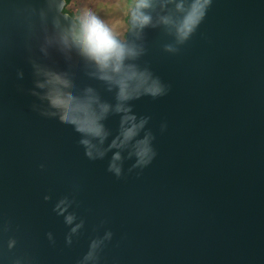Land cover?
<instances>
[{
  "label": "water",
  "instance_id": "obj_1",
  "mask_svg": "<svg viewBox=\"0 0 264 264\" xmlns=\"http://www.w3.org/2000/svg\"><path fill=\"white\" fill-rule=\"evenodd\" d=\"M177 2L158 0L152 24L125 33L142 49L129 62L166 91L124 102L145 123L114 147L131 126L114 110L117 89L45 39L56 16L62 25L72 16L49 0H0V264H81L93 240L103 241L94 264H264V0H211L182 43L160 21L182 17ZM37 67L68 79L66 92L92 88L113 106L102 142L60 118ZM146 135L155 155L139 166Z\"/></svg>",
  "mask_w": 264,
  "mask_h": 264
},
{
  "label": "clouds",
  "instance_id": "obj_2",
  "mask_svg": "<svg viewBox=\"0 0 264 264\" xmlns=\"http://www.w3.org/2000/svg\"><path fill=\"white\" fill-rule=\"evenodd\" d=\"M49 2L61 15L67 7L65 0H49ZM157 4L158 0H125L123 4L115 5L123 9V15L126 17L124 32L138 37L145 27L152 24L153 17L150 10ZM210 4L211 0H188L187 5L185 0H178L175 7L183 12L182 17L175 21L170 16H162L160 21L166 25H172L177 42L182 43L196 30ZM53 30L51 36L45 37L47 43H55L61 50L74 51L94 66L98 79L117 89V103L114 110L125 113L122 124L131 125L123 130V139L119 144L116 140L112 142L111 146L120 147L134 137L145 123L143 119L139 123H134L135 116L128 114L130 109L125 106L124 102L142 94L153 97L163 95L166 91L164 84L147 69H140L134 63L129 62L140 55L142 49L126 39L124 32H118L115 26L106 22L94 10H78L66 25L61 24L58 15L53 19ZM36 71L38 75L44 77L43 80L36 81L37 87L47 89L44 97L53 108L59 110L60 118L73 125L85 137L99 138L102 142L106 132L101 120L112 110L113 106L101 101L92 88H87L81 95L72 94L65 91L69 87V81L63 75L39 67ZM150 139V135H146L135 144L136 164L139 166L150 163L155 155ZM81 143L85 145L86 154L94 158L93 149L96 146L87 138ZM96 154L102 156L103 152L97 150ZM118 160H120V154L116 153L109 166L110 170L117 175L121 171L116 163ZM66 207V200L61 199L56 205L58 214H62ZM73 219L72 215L65 217L66 223L69 224ZM72 231L75 232L76 228ZM110 236V232L105 234V238H110ZM102 242V240L91 242L89 251L81 264H89V262L94 264L96 250ZM14 245L15 240L10 239L8 247L11 248Z\"/></svg>",
  "mask_w": 264,
  "mask_h": 264
},
{
  "label": "rangeland",
  "instance_id": "obj_3",
  "mask_svg": "<svg viewBox=\"0 0 264 264\" xmlns=\"http://www.w3.org/2000/svg\"><path fill=\"white\" fill-rule=\"evenodd\" d=\"M125 0H71V6H77L80 9H91L96 11L106 22L115 26L118 32H124L123 9L115 7L117 4H123ZM126 32H124L125 35Z\"/></svg>",
  "mask_w": 264,
  "mask_h": 264
},
{
  "label": "trees",
  "instance_id": "obj_4",
  "mask_svg": "<svg viewBox=\"0 0 264 264\" xmlns=\"http://www.w3.org/2000/svg\"><path fill=\"white\" fill-rule=\"evenodd\" d=\"M67 7L64 8V12L68 13L72 18L76 15L77 11L80 10L77 6H71L70 2L71 0H65ZM124 22L126 21V17H124Z\"/></svg>",
  "mask_w": 264,
  "mask_h": 264
}]
</instances>
